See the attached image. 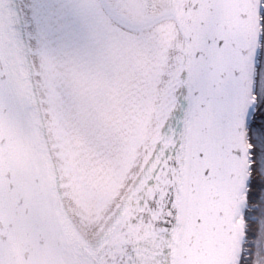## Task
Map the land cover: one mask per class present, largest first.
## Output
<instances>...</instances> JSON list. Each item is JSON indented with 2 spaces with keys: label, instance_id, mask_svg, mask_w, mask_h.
Wrapping results in <instances>:
<instances>
[{
  "label": "snow or ice",
  "instance_id": "6c2138e0",
  "mask_svg": "<svg viewBox=\"0 0 264 264\" xmlns=\"http://www.w3.org/2000/svg\"><path fill=\"white\" fill-rule=\"evenodd\" d=\"M69 7L91 41L76 55L54 46L55 23L43 5L25 43L24 22L0 0V117L22 124L31 116L48 60L119 74L101 37L119 36L147 57L145 71L128 81L144 101L147 135L117 162L123 182L94 253L79 264H264V0ZM88 134L99 155L112 152L102 125Z\"/></svg>",
  "mask_w": 264,
  "mask_h": 264
},
{
  "label": "water",
  "instance_id": "95a60500",
  "mask_svg": "<svg viewBox=\"0 0 264 264\" xmlns=\"http://www.w3.org/2000/svg\"><path fill=\"white\" fill-rule=\"evenodd\" d=\"M6 2L24 22L21 31L28 43L31 0ZM48 100L44 84L30 96L31 116L22 124L0 117V259L5 264H79L81 254L94 253L97 228L107 224L123 182L121 170L112 168L118 170L114 186L93 226L86 228L70 191ZM141 130L139 139L147 135L146 118Z\"/></svg>",
  "mask_w": 264,
  "mask_h": 264
},
{
  "label": "rangeland",
  "instance_id": "374dc122",
  "mask_svg": "<svg viewBox=\"0 0 264 264\" xmlns=\"http://www.w3.org/2000/svg\"><path fill=\"white\" fill-rule=\"evenodd\" d=\"M67 1L69 0H31V3L33 10L37 5H43L51 13L55 23V31L51 37L54 46L63 47L68 54L76 55L82 53V49L78 48L75 41L67 38V35L72 34L66 24L71 16L77 15L73 11L65 14ZM104 50L109 51L108 58L120 69L119 74L114 73L108 77L111 85L105 94L103 91L106 80L102 78L94 83L95 78L87 65L70 61L45 62L48 110L71 186L79 187V183H85L89 187L93 184L96 186L93 178L95 160L103 161L107 170L110 169L108 167L116 169L118 161L129 160L134 154L133 146L142 132L144 101L133 95L128 81L133 75H140L145 71L147 57L144 53L132 52L128 45L122 59L114 56L112 47L105 46ZM91 109L98 111L93 114ZM97 123L103 126L114 144L112 152L103 156L95 151L88 134L90 126ZM122 173L121 171L120 175Z\"/></svg>",
  "mask_w": 264,
  "mask_h": 264
},
{
  "label": "bare ground",
  "instance_id": "6f19581e",
  "mask_svg": "<svg viewBox=\"0 0 264 264\" xmlns=\"http://www.w3.org/2000/svg\"><path fill=\"white\" fill-rule=\"evenodd\" d=\"M74 3L72 0H69L66 2V10L65 14H71L72 9L69 7ZM64 12V11H63ZM66 26H69V30L71 35H67V38L70 39V41H75L79 46L78 48L82 49L81 52H84L86 49L89 48L91 41L89 38V32L85 25V23L82 21V19L78 16H71L69 23L66 24ZM163 28L167 29V26H162ZM103 47L109 46V48H113L114 56L116 58H121L123 55L125 56L124 49L126 48L127 44L119 37H101ZM108 51V50H107ZM107 54L109 53L106 52ZM114 58V57H113ZM115 61V59H114ZM119 63V62H117ZM89 68V71L92 73L93 82H98V79L101 80L104 78L106 80V87L103 93L105 94L107 90L109 89L111 83L108 80L109 76H105L94 69ZM102 100V98H100ZM106 103V101H105ZM101 105V104H100ZM100 106H98L99 109ZM98 109L91 112L95 114ZM92 114V116H93ZM101 161V160H100ZM95 160V170L93 174V178H95L96 186L93 184V186L89 187L85 183H79V187L71 186V192L73 194V201L78 208V211L82 218L84 219L86 228H90L93 226L94 223V216L96 215V212L98 213L99 209L101 208L102 201L105 198L106 193L112 187L113 182L116 180L118 176V170H107L106 165L102 163L103 161ZM110 168V167H108ZM97 178V179H96Z\"/></svg>",
  "mask_w": 264,
  "mask_h": 264
}]
</instances>
